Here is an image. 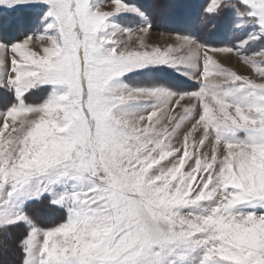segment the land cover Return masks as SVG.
<instances>
[{"label": "snow or ice", "instance_id": "1", "mask_svg": "<svg viewBox=\"0 0 264 264\" xmlns=\"http://www.w3.org/2000/svg\"><path fill=\"white\" fill-rule=\"evenodd\" d=\"M0 264H264V0H0Z\"/></svg>", "mask_w": 264, "mask_h": 264}, {"label": "rangeland", "instance_id": "2", "mask_svg": "<svg viewBox=\"0 0 264 264\" xmlns=\"http://www.w3.org/2000/svg\"><path fill=\"white\" fill-rule=\"evenodd\" d=\"M142 2L146 5H151L153 3V0H142ZM173 27H174L173 25H171L165 18H163V16H161L154 22V28L151 32L150 37L148 38L149 42L159 43L161 46L165 45L167 42H171L173 40V37L168 35V33L173 30ZM120 39L125 40L129 38L127 36H122L120 37ZM135 43H136V36L135 34H133L130 39L129 46H133L135 45ZM227 66H230L241 73L247 72V69L242 67L234 58L230 62H228ZM184 86L191 87L192 85L189 82H186ZM52 211L53 210L41 206L37 209V214L40 217L45 218L50 213H52ZM55 215L59 216V213H55Z\"/></svg>", "mask_w": 264, "mask_h": 264}]
</instances>
